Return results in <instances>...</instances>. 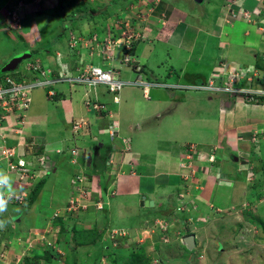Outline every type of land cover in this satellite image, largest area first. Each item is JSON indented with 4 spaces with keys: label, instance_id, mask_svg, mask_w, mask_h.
Segmentation results:
<instances>
[{
    "label": "crops",
    "instance_id": "1",
    "mask_svg": "<svg viewBox=\"0 0 264 264\" xmlns=\"http://www.w3.org/2000/svg\"><path fill=\"white\" fill-rule=\"evenodd\" d=\"M50 1L45 9L40 8V11H37L34 5L28 7L29 4L36 3L35 0H0V43L6 41L5 38H13V34L19 37L18 33L20 32L14 30V27H9L7 22L8 15H11V12H18V24L15 25L21 29V33L26 32L33 42H37L44 37L40 44L44 47L39 52V56L46 63L57 65L58 61L54 54L61 52L63 54L62 63L69 62L73 66L74 61L72 58L70 57L69 61V54L64 53L60 48L59 43L61 44L62 39L55 42V37L58 34L68 33L67 38L63 39L67 40L66 43L70 45V36L84 35L70 30L72 28L69 24L71 18L66 15L68 14L67 8L71 7V4L77 2L80 4L81 1ZM84 1L87 3V0H83L82 4ZM119 1L121 0H116L117 3ZM124 1L127 2V0ZM134 1L137 3L139 0ZM179 1L142 0L144 4L142 7H148H145L148 11L146 15L143 14L141 20L145 21V25L142 26L141 30L145 34V39L135 44L131 55L133 61H136L137 67L126 65L132 69L129 77H123L124 73L121 68L119 69L124 80L129 81L135 75L137 77L142 75L144 79L151 83L150 86L144 88L131 83L126 84L123 87L125 89L123 99L120 98L121 94H119V102L115 103L112 99L113 104L109 102L110 99L108 101L101 99L99 92H97L98 87L101 86H98V89L88 91L89 88L84 85H81L83 88H79L80 85L78 84L64 83L54 87L56 94L53 96L49 95L50 88L36 89L32 94V104L27 112L26 122L21 123L15 116L9 117V125L4 128L7 137L4 143L7 146L17 147V157L28 161V168L31 173L35 175L37 173L35 179L27 181L29 185L22 186L17 179V174L9 171L7 163L0 160V174L8 178L11 191L17 192L20 188L26 189L29 193L37 182L45 180L46 184L51 173H56V176H58V173L62 171L60 168L65 171L64 167L68 165L66 161L73 167V171L79 169L84 171L78 158L79 155L81 158L87 156V163H85L89 170L95 163L107 166L106 179L102 177L99 182L96 181L95 185L100 187L99 193L103 198L98 203L105 205L103 208H106L105 213L109 214L110 219H112L113 199H117V205L122 210L124 207L137 210L139 207L144 209L145 207H155L157 205V212L162 213L164 212V197L170 193L168 190L171 187L176 190L174 195L172 194L175 196L174 198L177 196L179 198L183 192L186 197L190 196L188 187L184 186L187 181L183 178L184 173L187 172V167L193 168L195 165L204 172L210 173L209 170L213 166L218 174L223 171L226 174L235 172V175H240L238 169L240 170V167L245 165L241 158L245 160L251 156L257 158L256 155H259L257 149L254 150V153L251 151L254 148L252 141L256 133L258 136L261 132L264 135V100H249L245 98V95H234L231 92L219 91L216 89L215 84L218 81V85L222 84L223 78L226 80L232 71L254 66V71L251 73L245 71L246 76H243L237 85L239 86L243 82L246 83L247 78L252 77V87L264 88V47L261 45V43H264V30L262 29L264 28L262 19L264 11H261L263 12L261 17H257L254 11L261 0H218L219 3L212 9L214 11L219 8L216 17L211 21L212 27L208 24L206 15H203V12L208 11V9H204V6L201 8V5H205L206 0L202 2L185 0L186 3L181 2V5L178 4ZM208 1L207 3L214 2V0ZM195 4L197 5L196 8L193 6ZM132 12L134 13V11L129 13ZM244 12L251 13L252 18L249 20L248 17H245ZM134 16L138 17V14L134 13ZM10 21L12 24L15 23L11 18H9ZM62 21L66 23L64 30H61L62 27H60ZM146 24L151 27L150 31H148L149 29L144 30ZM26 27H28L27 30ZM38 29L40 32H37ZM53 30L55 31L54 40L49 44L48 37H45V35ZM154 41L168 44L177 49L174 56L171 54L166 56L169 60L173 57L177 60L175 63H168L166 68L163 81H167V87L158 84L162 83L158 79L159 73L157 74L152 70L150 73L145 72V63L138 60V57L143 56V53L146 52V43ZM23 42L25 47L30 44L29 41V43ZM52 44L56 45L51 46ZM3 45L5 47H2V49L7 50V44L4 43ZM30 45L27 48H34V44L31 43ZM236 47L239 51L238 54ZM13 48H9L7 52L10 56L4 52L7 55L6 58L5 55L0 58V69L9 62L12 56L19 54L18 52L13 55L10 51ZM49 48L53 51H49L52 55L48 56L46 49ZM243 49L249 51V56L244 58L242 62L239 58L243 57ZM77 53L80 55L79 59L86 61L83 51L77 50ZM178 57H181V59L178 60ZM7 59L9 60L5 64ZM97 62L104 61L98 60ZM116 62L119 63L118 59L113 61V64L117 66ZM105 63L109 64V62ZM127 72L129 71L127 70ZM3 77L0 76L2 80ZM211 81H213L214 88H200L202 85H208ZM86 97L93 100L94 103L103 104L105 108L100 112L94 109L88 110L85 106ZM139 97H143L146 101L142 107L138 105L137 98ZM115 106L117 109L114 108ZM80 118L85 119L86 125L79 130L78 134L83 131V139H87L89 142L88 146H84L83 149L74 144L76 136L74 135L73 125L76 121L81 120ZM110 125L117 127L118 139H121L124 143L122 147L116 142V138L113 139L111 145H106L104 142L98 143L99 138L95 133V129H97L98 135H109L111 140L108 130ZM151 128L157 129L155 130L157 132H149L148 130ZM152 140H155V146L152 145L154 149L150 146ZM95 141H97L100 151L103 153L93 148L92 143H95ZM212 141H216L215 146L213 149H208ZM261 142L264 146V139ZM222 143L226 144L225 148H230L229 150L223 148L227 161L233 156L239 157L240 155L238 161L233 163L238 164L235 170L221 164L224 160L218 157L217 151H219ZM2 144L3 141L0 139V147ZM55 144H60V146H57L55 151L49 149ZM224 144L222 145L224 146ZM137 146L140 149L135 150ZM73 147L79 149L75 163L72 162V159L70 160L71 155L66 151V149L70 151ZM233 148H236L237 152ZM57 155L63 157L58 159ZM263 155L264 151L262 154L264 160ZM52 156H55L53 160L51 159ZM42 158L44 159L42 160ZM249 159L250 163L254 162V160H251L252 158ZM97 168L99 167L97 166ZM40 173L41 179L38 180ZM67 177L69 179L62 180L61 183L60 176L57 180H52L55 185L53 184L49 189V200L45 201L47 207L54 202V195L58 194L60 196L62 188H65L64 191L67 190L66 188L69 189L67 197L66 195L59 197L62 200L59 202H63L64 205L65 203L69 204L67 200L69 201L70 198L78 199L77 197L82 195L80 191L83 190L76 183L74 184L77 180L74 174L71 173ZM88 177V174L85 175L82 183L83 187L86 186V183L89 184L93 181ZM232 179L231 176L229 181ZM107 182L109 183L107 190H101V187ZM71 183H73L72 186ZM8 184L0 185V192L9 189ZM97 187L92 188L95 194L97 193ZM207 188L206 183L203 185V190H201L203 194L205 193V199L198 204L211 207L212 204L218 203V197L220 199L221 197L215 193L214 188L210 194H207ZM89 195V193L85 194L83 199H86ZM160 196L161 199L158 200L157 197L160 198ZM39 199L44 200L42 194ZM250 200L254 202V199L250 198ZM260 200L263 201L264 197L261 196ZM192 201L188 204L191 205ZM10 205L12 204L6 203V210L0 212V232H3L1 228L4 223L7 225L10 221L21 223V214L16 218L12 214L13 211L9 209L11 208ZM27 207L29 208L27 214L34 211L33 204ZM20 209L22 208L20 207ZM45 211L50 213L53 212V209L48 207ZM122 212L120 215H122ZM23 215L25 216V214ZM41 215L42 213L38 214L39 217ZM142 216H131L134 221L133 225L128 223L132 221L129 220L128 225L121 227L139 230L140 227H147L146 224L151 220H161L162 218L161 215H158L155 219H149L146 215V219L142 220L139 225L137 219ZM185 218L187 219V216ZM169 220L171 219L168 218ZM179 220L182 221V218ZM11 225L14 227L13 224ZM121 227L119 226V228ZM176 227L174 224L171 225V230ZM138 230L137 232H139Z\"/></svg>",
    "mask_w": 264,
    "mask_h": 264
},
{
    "label": "rangeland",
    "instance_id": "2",
    "mask_svg": "<svg viewBox=\"0 0 264 264\" xmlns=\"http://www.w3.org/2000/svg\"><path fill=\"white\" fill-rule=\"evenodd\" d=\"M49 1L50 0H35L36 3H31V5H28V7L34 5L36 10L40 11V8L45 9L47 7ZM80 1L81 5L78 2L73 3V5L71 4V7L67 8L68 14L66 15L71 18V22H74H69L72 27L70 30H73L72 32L75 31L80 35L84 34L83 36L78 37L69 35L71 40L72 38H76L77 42L80 43L78 50L83 51L84 58L86 59V61H81V64H86L91 61H102L101 51L104 50L106 54H108L109 50H107V47L110 49V51L114 48L120 49L124 42L123 37L125 36L122 35L124 32L127 34L132 33L134 37L143 33L141 30L142 26L145 25V21L141 20L143 18V14L146 15L148 7H142V5H144L142 0L137 1V3L134 0H127V2L121 0L119 3H117L116 0H87V3L84 1L83 4V0ZM207 1L208 0H206L205 5H201V8L204 6V9H208V11L205 10L203 12V15H206L205 17L207 22L211 26V21L216 17L217 9L219 10V8L215 9L214 11H212V9L217 6L219 1L214 0V2L211 3H207ZM181 2L186 3L185 0H180L178 4L181 5ZM193 6L196 8L197 5L195 4ZM130 11L137 13L138 17H135L133 12L129 13ZM9 18H11V20L15 23L12 24L11 21L9 22ZM131 18L137 19L139 23L135 24V21L131 22ZM18 19V12L13 11L11 12V15H8L7 22L9 27H14V30L19 31L20 33H18L19 37H17L16 34H13V38H5L6 41L0 43V58L3 55H5L6 58V56L9 54L7 53L9 48L12 47L14 48L10 51L13 53V55L18 52L22 53L29 50L32 51V58H36L44 47L43 45H40L44 37H42L43 39L41 38L37 42H33L26 32L24 34L21 33V29L17 28V25H15L18 24ZM128 22L131 23V31L129 32L127 28ZM65 25L66 23L64 21L60 23V27H62V29L65 27ZM27 28L28 27H26V30ZM147 29L150 31L151 27L147 26L146 24L144 30ZM37 32H40V30L38 29ZM54 32L55 31L53 30L52 32H48L47 35H45V37H48L49 44H51L54 40ZM22 34L23 38L21 37ZM67 34L68 33H63L60 38H62L61 41L63 42V46L66 49H69L71 52L72 50L69 48L68 43H66L67 40H65L67 38ZM56 38L57 37H55V39ZM26 39L30 42V44H34V48H27L31 46L27 43L25 47V43L23 41L28 42ZM119 39L120 41L117 44L116 40ZM113 41H116V43H113ZM4 43L7 44V50L2 49V47H5L3 45ZM146 44V52L143 53V56H139L138 60L145 63V72L150 73L152 70L157 74L159 73L158 79L163 81L168 63H175V61H177L175 57L169 60L166 56L169 54L174 56V54L177 53V49L165 43H157V41L147 42ZM55 45L56 44H52L51 46ZM261 45L264 47V43H261ZM52 49H46V54L48 56L52 55V53H49V51H53ZM61 50L64 52V48L61 47ZM236 50L238 54L239 51L237 47ZM4 52L7 55L4 54ZM248 52L249 51L247 49H243V57L239 58L242 60V62L244 58L249 56ZM57 53L61 52H56L54 55L56 56ZM260 55L262 54L260 53ZM61 56L63 58L62 53ZM75 56V53H73L72 57ZM180 59L181 57H178V60ZM8 60L9 59L5 61V64L8 62ZM72 60L75 61V58ZM116 64L118 68L122 69L124 73L123 77H129L130 70L132 69L128 68L126 64L122 65L118 62H116ZM23 66L24 63L20 64V68ZM127 70L129 72H127ZM0 76H4V73L1 71V69ZM136 77L137 75L132 77V80H134ZM1 79L2 78H0V81ZM139 81L141 80L139 79ZM237 83L232 85V87L236 86ZM244 83L245 82L241 84L243 85ZM218 84L219 81L217 85ZM255 85H257V83H255ZM78 87L83 88L81 85ZM98 88L97 92H99L103 101H108L110 99L109 102L113 104V99L115 103L119 102V96L114 99V96L117 95V93L109 92L107 88L102 85ZM37 89H41V87ZM120 94V98L123 99L125 89L121 90ZM87 98L88 97H86L85 100H88ZM137 100L139 101L138 105H140V107L146 103L143 97H139ZM97 105L98 108H95V104H92V107L91 105H87L85 103V106L88 110L94 109L95 111L100 112L105 108L103 104ZM114 108L117 109L116 106ZM80 119L85 121L84 118ZM108 130L110 131V129ZM155 130L157 129L151 128L148 131L157 132ZM95 133L99 138L98 143L104 142L106 145H111L113 143V140H110L109 135H98L97 129H95ZM83 134V131L79 134L74 133L76 136L74 144L81 149L85 148L84 146L87 147L89 143L87 139H83ZM260 134H262V132ZM118 138L119 136H117L116 142H118L119 146L122 147L124 143ZM154 142L155 140H152V142H150V146L153 144V146H155ZM215 142L216 141H212L210 144L211 146H209L208 149H213ZM261 143L262 142L260 141V146H262ZM126 144L128 145V143ZM222 144L220 145L221 147L219 151H217L218 157L224 160L221 164L232 170H235L238 164H233L231 159L227 161L223 150V148L227 149L225 148L226 144H224V146ZM57 146H60V144L52 145L49 149L55 151ZM92 146L98 152L100 151L97 141L92 143ZM153 146L152 149H154ZM261 148L264 151V147ZM136 149L140 148L137 146L135 147V150ZM256 149L261 156L259 149ZM233 150L237 152L236 148H233ZM66 151L67 153L71 152V150L68 151L67 149ZM70 155L71 160L74 156L72 153H70ZM259 155H256L257 158H253V156L249 157L252 158L251 160H254L253 163L249 162V158L246 160L241 158V161H243V164L245 165H243L244 167H240V170L238 169V173H240V175H235V172L226 174L223 171H219L220 173L218 174V171L216 172V169H214L213 166L209 170L210 173L204 172L201 168L196 167L195 165L193 168L187 167V172L184 173L183 178H185V181H187L184 186L186 185V187H188L190 196L186 197L184 193L183 198L179 199L178 196L174 198L175 196L173 195L176 190L171 187V189L168 190L170 193L165 195L163 203V208H166L167 205L172 201L175 206L181 204L184 208L183 212L180 211L181 209L176 208L175 212H172L169 216H167V219L165 216H163L161 220L156 219L154 225L152 226H148V222L146 224L147 227H140L139 230L137 229L139 232H137L136 229L124 228L121 226H126L128 223L133 225L134 221L131 216L134 217V215H143L141 218L137 219L139 221V225L140 222L145 220L147 216L149 219H155L158 215H160L159 211L157 212V205H155V207H145L144 209L139 207L137 210L131 209V207H124L122 210L117 205V199H113V206L111 208L112 219H110L108 213L102 214L103 210H106V208H103L105 205L99 203L96 205L95 203V206L92 204L94 202L90 199L91 193H95L92 188L97 187L95 185L96 181H100L97 175L94 177V179L91 178V180H93L91 183H86V186L89 185V187L86 188V186H81L83 191H80L82 195H79L77 197L78 199L70 198L69 201L67 200V202H69L67 206L66 204L64 205L63 202H59L61 200L59 197L65 195L67 197L69 194L68 188H66V191H64L65 188H62L60 196L58 194L54 195V202H52L51 206L48 205V207L53 209V212L47 213L45 209L48 207L45 201L49 200V189L54 184L52 180H57V178L60 176L61 183L62 180H68L69 177H67V175L69 176L71 173H73L75 177L80 174L78 173L79 170L73 171V167L68 161H66L68 165L64 167L65 171L63 168H60L62 171L58 173V176H56V173H51L49 175L50 178L47 179L45 187L41 190L37 199L33 203L34 211L31 212L34 215L29 212L27 214L29 209L27 207V200L24 199V204L22 205H14V202H9L7 199H5L7 204H12L10 205L11 208L9 209L13 211L12 214H14L16 218L21 214L22 224L10 221L8 222V225L6 223L2 225L1 229H3L4 234L2 231L0 232V264H127L131 259L130 256L132 252H135L136 250L143 251V255L149 260V264H264V200L261 201L259 197H264V171L261 167L264 161H260L261 157ZM52 157L53 158L51 159L53 160L55 156ZM56 157H59L58 159H60L63 156L61 157V155H57ZM231 176L233 179L229 181ZM39 178L41 179V173L38 177V180H40ZM220 179L222 181H220ZM75 183L76 182H74V184ZM206 183L208 186L207 194H210L211 190L215 189V193L221 197V199L218 197L219 202L215 203L213 207L199 205V202H202L205 199V193L203 194L201 190H203V185ZM27 185H29V183H27ZM72 185L73 183H71V186ZM21 190L22 189H20L19 192H21ZM8 192L13 194L17 193H14L15 191H11L10 189H6L2 193L7 194ZM88 193L90 195L87 197V199H83L85 194ZM41 194L44 200L39 199ZM171 195L173 198L170 197ZM217 195L215 196L216 198ZM250 198L254 199V202H252ZM157 199H161V196L160 198L157 197ZM10 200H15V198L13 197ZM191 201V209L189 211H185L188 209V202ZM89 206H91V208H89ZM20 207L22 209H20ZM39 212L42 213L40 217L38 216V214H40ZM121 212L122 215H120ZM23 214H25V216ZM57 216H61L63 218L64 225H66L65 232L62 231L61 225H59L58 220H56ZM186 216L187 219L185 218ZM168 218L171 219L169 220L170 222L168 221ZM181 218L182 221L179 220ZM191 219L192 221H190ZM74 222H77L79 226L82 227V229H95L96 232L94 235L96 236V241L92 242V240L86 238L84 240L88 241H86L85 245L77 247L75 241L72 240L74 232L69 226ZM164 222L167 223L166 228L163 225ZM11 224H13L14 227ZM173 224L177 227L174 228V230H171V225ZM119 226L121 228H119ZM99 232L102 233L99 234ZM192 233L196 234V247L191 251L186 247L184 238L186 235ZM46 252L50 253V257H44Z\"/></svg>",
    "mask_w": 264,
    "mask_h": 264
},
{
    "label": "built area",
    "instance_id": "3",
    "mask_svg": "<svg viewBox=\"0 0 264 264\" xmlns=\"http://www.w3.org/2000/svg\"><path fill=\"white\" fill-rule=\"evenodd\" d=\"M262 5L264 6V0H261V3H259L258 7L254 10L256 15H259L262 13L261 11H264V7ZM244 15L245 17H248L249 20L252 18V14L249 12H244ZM127 24L129 32L131 31V23L128 22ZM262 29L264 30V28ZM129 34L125 32L122 34L125 36L123 37V45H125L127 49L131 48L133 41L145 39L144 33L141 35L138 34L135 37L132 33ZM116 41L118 44L120 39ZM76 45V38H72L71 46L74 47ZM56 58L58 61L57 65H54V63L48 64L43 60V58L39 56L36 58L26 59L21 63H24L23 67L20 68L19 65L14 71L7 72L4 75L3 80L0 82V139L3 141V144L0 147V160H4L7 163L9 171L15 172L17 174V179L20 181V185L22 184V186H25L28 183V180L35 179L37 173L35 172L36 175L31 173V170L28 168L27 161L23 158L17 157V150L15 147L7 146L6 143H4L7 139L4 128L9 125L8 119L10 116H15V118L19 119L21 123L26 122V114L31 107L32 94L34 90L39 87L50 88L49 95L53 96L56 94L54 87L64 83H69L71 85L83 84L89 88H95L99 84H105L109 86L112 91L120 90L121 87L126 83L119 77V71H117L112 66L104 68L98 64H88L85 66L77 65L75 67H71L67 62L62 63L61 53H57ZM125 60L128 61L129 58H125ZM245 71L251 73L254 71V69L248 67L232 71L228 78L223 80L224 82H222V84H215L216 89L219 91L231 92L234 93V95L243 94L245 95V98L249 100H257L256 95L264 97V88H254L251 86L252 77H248V81H246V83L243 85L240 84L239 86L236 85L232 87V85L237 83V80L239 82L243 76H246ZM139 79L141 81H139ZM134 84L142 85L146 84V81L141 78H136ZM200 88H214L213 81H211L208 85L200 86ZM87 99L88 100H85L87 105L92 106V104H95V108H98L97 104L99 103H93L91 99ZM84 125H86V122L81 119L74 124V131L77 132ZM109 129V134L111 137L118 136L117 127L110 125ZM260 136L261 134L258 136L256 133L253 136V140L259 142ZM77 152L78 148L72 149V153L75 157L77 156ZM76 161L77 160L74 158L73 162ZM84 178L85 175L81 172L75 181L81 190H83L81 186H83L82 183ZM3 194L7 201L21 205L24 204V199L27 200L28 197V192L25 189H22L21 192L18 191L16 194L9 192L7 194ZM183 196L184 194H181V197ZM13 197L15 200H10ZM178 208L181 210L184 209L182 206ZM163 225L166 228L167 223L164 222Z\"/></svg>",
    "mask_w": 264,
    "mask_h": 264
},
{
    "label": "trees",
    "instance_id": "4",
    "mask_svg": "<svg viewBox=\"0 0 264 264\" xmlns=\"http://www.w3.org/2000/svg\"><path fill=\"white\" fill-rule=\"evenodd\" d=\"M135 21V24H137V23H139L138 22V20L137 19H135V18H131V22H134ZM64 28V27H63ZM65 29V28H64ZM64 29H61V30H64ZM62 34H58L57 35V38L55 39V42L58 40H60V39H62V38H60V36H61ZM70 41V45H69V48L72 50L71 52L69 51V49H66L64 46H63V42L61 41V44L59 43V45H60V48L62 47V48H64V53H68L69 54V61H70V59L72 58H75V61H74V65H76V63H77V61L78 62H81L82 60L81 59H79L80 58V55L77 53V50H78V48H79V46H80V43L78 42L77 43V45H76V48H73L72 46H71V42H72V40H69ZM50 49V48H49ZM73 53H75V57H72V55H73ZM71 57V58H70ZM256 99L257 100H255V101H259L260 99H262V100H264V97H260V96H257L256 95ZM260 137H264V135H261ZM117 139V136H115L114 138H111V140H113V139ZM257 148V146L254 144V148L251 150L253 153H254V150ZM87 157V156H86ZM44 158H42V160H43ZM79 160H80V165L83 167V170L84 171H82L83 173H84V175H87L88 174V178H93V177H95L96 175L99 177V179L101 180V178L102 177H104L105 175H106V165L104 166H101L100 165V163L98 164V163H95V165H92V167L90 168V170H89V168H88V166H87V162H86V159L87 158H85V157H83V158H81V156L79 155V158H78ZM260 161L261 162H263L264 160H263V158H260ZM86 162V163H85ZM103 163H105V162H103ZM27 165H28V161H27ZM97 166L99 167V168H97ZM262 170L264 171V163H262ZM36 171V170H35ZM105 178V177H104ZM94 179V178H93ZM108 182L102 187V189H103V191H106L107 190V186H108ZM44 185H45V180H41V181H39V182H37L35 185H34V187L33 188H31L30 189V191H29V196H28V198H27V206H30V205H32L34 202H35V200L37 199V197H38V194L41 192V190L43 189V187H44ZM99 188L100 187H97L96 188V191H97V193L95 194L94 193V195H93V193L90 195V199H91V201H93L94 203H92L93 205H95V203H96V205L98 204V202H101L102 201V195L99 193ZM101 189V190H102ZM94 190V189H93ZM100 194V195H99ZM100 197V198H99ZM95 198V199H94ZM97 198V199H96ZM86 199H87V197H86ZM94 199V200H93ZM66 204V203H65ZM91 204V205H92ZM95 205V206H96ZM66 206H67V204H66ZM89 208H91V206H89ZM89 208H87V209H89ZM72 213H74V212H72ZM105 213V210H103V213L102 214H104ZM106 215V214H105ZM56 220H58V223H59V225H61V229H62V231L63 232H65L66 231V229H65V226L66 225H64V222H63V218L61 217V216H57L56 217ZM55 220V221H56ZM262 224V223H261ZM70 226V229H72L73 230V232H74V235H73V237H72V240H74L75 241V243H76V245H77V247L78 246H84L85 245V243H86V241H88V240H84V239H86V238H89L90 240H92V242H95L96 241V236L94 235L95 234V232H96V230L95 229H82V227H80L79 226V224L77 223V222H74L73 224H70L69 225ZM79 226V227H78ZM264 226V225H263ZM95 227V226H94ZM68 229V228H67ZM102 232H99V234H101ZM117 237H119V236H117ZM48 256L50 257V253L49 252H46V254H44V257L45 258H48ZM131 259L129 260V262L127 263V264H149V260L143 255V251H138V250H136L135 252H132V254H131Z\"/></svg>",
    "mask_w": 264,
    "mask_h": 264
},
{
    "label": "clouds",
    "instance_id": "5",
    "mask_svg": "<svg viewBox=\"0 0 264 264\" xmlns=\"http://www.w3.org/2000/svg\"><path fill=\"white\" fill-rule=\"evenodd\" d=\"M258 7V6H257ZM256 9V8H255ZM263 13V12H262ZM261 13V14H262ZM254 14V13H253ZM261 14H259V15H256L257 17H261ZM263 19V18H262ZM141 28V27H140ZM93 36V35H92ZM141 40H144V39H139V40H135V41H133L132 42V46H131V48L130 49H127L126 48V46L125 45H123L122 44V46H121V48L120 49H117V48H114V49H112L111 51H110V49L107 47V50H109V53L108 54H106V52L104 51V50H102L101 51V54H102V60L104 61V62H94V61H91V62H89V63H86V64H81V62H78L77 61V63H76V65H73V66H71L70 65V63L69 62H67L68 64H69V66H71V67H75V66H77V65H81V66H85V65H88V64H98V65H100V66H102V67H108V66H112V67H114L117 71H119V77L121 78V80L122 81H124V82H126L122 87H121V89L120 90H118V92L117 91H112L111 89H110V87L109 86H107V85H105V84H99L98 86H105L106 88H107V90L109 91V92H111V93H117V95H115L114 96V99L117 97V96H119V94H120V91L123 89V87L126 85V84H133V85H136V84H134V81H135V79L134 80H129V81H127V80H124L123 78H122V76H121V70L116 66V65H114L113 64V61L114 60H116V59H118V61H119V63L120 64H122V65H133V66H135L136 67V61H133V59L131 58L132 56V51L134 50V48H135V44L138 42V41H141ZM78 43V42H77ZM113 43H116V41H114ZM76 46H74L73 48H75ZM32 52V51H31ZM39 56V55H38ZM40 57V56H39ZM56 57V56H55ZM30 58H32V56L30 57ZM30 58H28V59H30ZM125 58H129V60L127 61V60H125ZM26 60V59H25ZM24 61V60H23ZM22 61V62H23ZM21 62V63H22ZM105 62H109V64H106ZM20 63V64H21ZM249 68H253L254 69V66H248ZM247 67V68H248ZM10 72V71H9ZM7 72H4V75L6 74ZM139 77H141V79H143V80H145L146 81V84H142V85H136V86H142V87H144V88H146V87H148V86H150V84L151 83H149V81L147 80V79H144L143 78V76L142 75H140ZM2 80V79H1ZM223 80H224V78H223ZM159 81V80H158ZM160 82H162V83H158V84H160V85H162L163 87H167L168 86V84H166L167 83V81H160ZM67 84H69V83H67ZM78 85H83V84H78ZM84 86H86V85H84ZM98 86H96L95 88H89L88 86H86L87 88H89V90L88 91H91V90H95ZM93 101V100H92ZM26 116H27V114H26ZM73 127H74V125H73ZM110 128V127H109ZM74 129V128H73ZM80 130V129H79ZM79 130L77 131V132H75L74 131V133H78L79 132ZM262 135V134H261ZM262 139H264V137H259V142H256V141H252L253 142V144H255L256 146H257V148L259 149V151H260V153H261V158H263L262 157V154H263V150H262V148L261 147H264L263 145H262V143H261V145L262 146H260V141L262 140ZM74 148H77V147H73L72 149H74ZM72 149H70L71 150V152L70 153H72ZM58 152H59V150H58ZM78 154H79V149H78V152H77V156H78ZM72 155H73V153H72ZM237 155V154H236ZM74 156V155H73ZM77 156L75 157H73L72 158V162H73V159L75 158L76 160H77ZM239 157H240V155H239ZM73 163H75V162H73ZM82 172V170L81 169H79V171H78V173H81ZM83 173V172H82ZM84 174V173H83ZM77 178V177H76ZM222 181V180H221ZM5 184H8V178L6 177V176H4L3 174H0V185H5ZM8 187H9V189H10V184H8ZM183 194H184V192H183ZM186 195V194H185ZM28 196H29V193H28ZM184 197V196H183ZM183 197H179V199L180 198H183ZM261 197V196H260ZM28 198V197H27ZM6 203H7V201L4 199V195H3V193L2 192H0V212H3V211H5L6 210ZM15 205V204H14ZM189 205V204H188ZM174 206H175V204H174ZM182 205L181 204H178L177 206H175V209L176 208H178V207H181ZM214 206V204H212L211 205V207H213ZM191 207L192 206H188V209L187 210H185V211H189L190 209H191ZM175 209L173 210V212H175ZM198 209V208H197ZM184 210V209H183ZM183 210H180V211H182L183 212ZM164 211H165V208H164ZM172 213V212H171ZM170 213V214H171ZM170 214H168V215H164V212H162V213H160V215L163 217V216H165V218L167 217V216H169ZM194 218V217H193ZM154 221V223H155V221L156 220H153ZM190 221H192V219L190 220ZM154 223H153V225H154Z\"/></svg>",
    "mask_w": 264,
    "mask_h": 264
},
{
    "label": "water",
    "instance_id": "6",
    "mask_svg": "<svg viewBox=\"0 0 264 264\" xmlns=\"http://www.w3.org/2000/svg\"><path fill=\"white\" fill-rule=\"evenodd\" d=\"M197 2H202L203 0H196ZM32 56V52L31 51H25V52H22V53H19V54H16L15 56H13L9 62L1 69V71L4 73V72H9V71H14L19 65L20 63L25 60V59H28ZM90 153H89V157H90ZM235 157L233 160L231 158V161L232 163H235L238 161V156H233ZM90 162V161H89ZM153 204V203H152ZM175 209V206H174V203L173 201L171 203H169L167 205V207L165 208V211H164V215H168L170 214L171 212H173V210ZM154 223L153 220H151L149 222V225L152 226ZM185 240V245L186 247L189 249V250H194L195 247H196V234L192 233V234H188L185 236L184 238Z\"/></svg>",
    "mask_w": 264,
    "mask_h": 264
}]
</instances>
